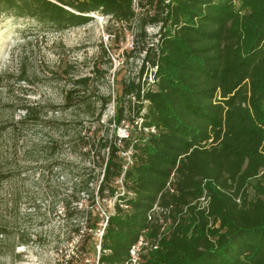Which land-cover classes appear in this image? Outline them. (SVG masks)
<instances>
[{
    "label": "trees",
    "instance_id": "obj_1",
    "mask_svg": "<svg viewBox=\"0 0 264 264\" xmlns=\"http://www.w3.org/2000/svg\"><path fill=\"white\" fill-rule=\"evenodd\" d=\"M137 1L0 0V19H31L57 32L85 26L95 14L128 24ZM165 8L152 20L161 24L158 41L144 49L137 80L121 83L111 121L120 127L135 101L128 121L142 122L140 136L73 140L88 162L81 193L92 206L114 202L98 264H125L143 236L158 248L142 264H264V0H171ZM147 66L155 72L146 88ZM90 82L74 80L61 109H83L101 123L111 99L100 98L97 110ZM25 112L24 122L38 118L34 108ZM101 223L92 212L86 220L82 243L91 249Z\"/></svg>",
    "mask_w": 264,
    "mask_h": 264
},
{
    "label": "rangeland",
    "instance_id": "obj_2",
    "mask_svg": "<svg viewBox=\"0 0 264 264\" xmlns=\"http://www.w3.org/2000/svg\"><path fill=\"white\" fill-rule=\"evenodd\" d=\"M170 1H137L136 17L128 24L95 14L89 24L62 32L31 19H0V264H98L101 232L114 202L92 206L81 193L80 169L88 162L82 143L73 140L80 134L92 145L95 133L140 136L142 122L128 121L134 119L135 101L126 122L116 128L111 121L121 83L139 77L144 49L157 43L161 30L152 20ZM154 72L147 66L146 88L153 85ZM86 76L97 110L100 98L111 99L101 123L85 118L83 109H61L73 81ZM25 108H34L38 118L24 122ZM121 158L130 164L128 153ZM117 185L122 192V183ZM77 211L65 219L66 212ZM91 212L102 219L93 249L82 243Z\"/></svg>",
    "mask_w": 264,
    "mask_h": 264
},
{
    "label": "built area",
    "instance_id": "obj_3",
    "mask_svg": "<svg viewBox=\"0 0 264 264\" xmlns=\"http://www.w3.org/2000/svg\"><path fill=\"white\" fill-rule=\"evenodd\" d=\"M146 131L149 132L148 130ZM151 132H155V131L151 130ZM125 137L127 138L128 135H125ZM155 211H159V208L156 207ZM102 233L103 232H101V236H102ZM157 248H158L157 242L150 241L147 237L143 236L130 249L129 260L125 264H142V256L146 254L148 251L156 250Z\"/></svg>",
    "mask_w": 264,
    "mask_h": 264
},
{
    "label": "water",
    "instance_id": "obj_4",
    "mask_svg": "<svg viewBox=\"0 0 264 264\" xmlns=\"http://www.w3.org/2000/svg\"><path fill=\"white\" fill-rule=\"evenodd\" d=\"M100 250V249H99Z\"/></svg>",
    "mask_w": 264,
    "mask_h": 264
}]
</instances>
